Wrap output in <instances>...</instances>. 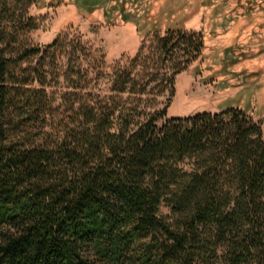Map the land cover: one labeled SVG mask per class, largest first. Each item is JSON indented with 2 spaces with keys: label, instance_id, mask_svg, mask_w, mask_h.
Masks as SVG:
<instances>
[{
  "label": "trees",
  "instance_id": "obj_1",
  "mask_svg": "<svg viewBox=\"0 0 264 264\" xmlns=\"http://www.w3.org/2000/svg\"><path fill=\"white\" fill-rule=\"evenodd\" d=\"M20 1L15 20L18 0H0V264H264V117L158 108L203 35L153 29L108 94L57 102L60 77L86 89L72 78L88 50L62 31L27 46L36 0Z\"/></svg>",
  "mask_w": 264,
  "mask_h": 264
},
{
  "label": "rangeland",
  "instance_id": "obj_2",
  "mask_svg": "<svg viewBox=\"0 0 264 264\" xmlns=\"http://www.w3.org/2000/svg\"><path fill=\"white\" fill-rule=\"evenodd\" d=\"M85 1L93 8L82 14L75 4ZM55 3L36 0L29 6L35 28L25 34L24 43L44 45L62 31L66 42L79 37L88 50L86 61L75 62L80 66L72 78L73 84L80 82L86 89H72L60 77L47 88L57 102L67 91L108 94L112 70L125 66L139 51L145 33L179 26L200 32L205 46L202 55L175 76L173 95L157 99L158 108L166 109L165 118L228 109L242 111L254 121L264 117V0H60L51 5ZM23 8L20 0L11 3L15 20L22 18ZM12 21L6 18L14 31ZM154 47L146 41L142 54H153Z\"/></svg>",
  "mask_w": 264,
  "mask_h": 264
}]
</instances>
